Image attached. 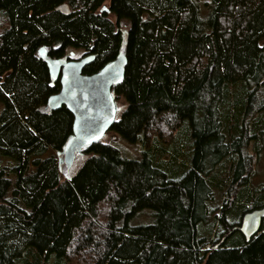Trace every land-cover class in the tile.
Returning a JSON list of instances; mask_svg holds the SVG:
<instances>
[{
  "label": "trees",
  "instance_id": "1",
  "mask_svg": "<svg viewBox=\"0 0 264 264\" xmlns=\"http://www.w3.org/2000/svg\"><path fill=\"white\" fill-rule=\"evenodd\" d=\"M263 40L264 0H0V264H264V220L248 243L234 230L264 206ZM42 47L95 55L85 75L126 53L109 134L134 159L104 139L59 168L73 118L45 108ZM180 134L188 164L157 160Z\"/></svg>",
  "mask_w": 264,
  "mask_h": 264
},
{
  "label": "water",
  "instance_id": "2",
  "mask_svg": "<svg viewBox=\"0 0 264 264\" xmlns=\"http://www.w3.org/2000/svg\"><path fill=\"white\" fill-rule=\"evenodd\" d=\"M56 10L65 16L70 13L66 4L59 5ZM100 12L109 10L104 6ZM38 57L45 62L49 78L60 85L59 91L47 98L45 108L53 112L64 107L73 118L71 137L62 150L56 152L59 168L64 166L68 170L76 156H82L87 148L104 140L117 120L115 88L124 79L126 53L119 52L113 61L92 75L83 72L94 62L95 55H83L79 59L52 58L49 50L42 47ZM263 220L264 206L244 214L234 230L248 243L261 233ZM222 243L214 244L212 249H218Z\"/></svg>",
  "mask_w": 264,
  "mask_h": 264
},
{
  "label": "rangeland",
  "instance_id": "3",
  "mask_svg": "<svg viewBox=\"0 0 264 264\" xmlns=\"http://www.w3.org/2000/svg\"><path fill=\"white\" fill-rule=\"evenodd\" d=\"M105 6H108L107 4H105ZM262 45L264 46V40L262 42ZM82 57V54H77L76 56H74L73 58L75 59H79ZM118 106L121 108L122 106H124L123 100L121 99L120 101H118ZM0 110H1V106H0ZM181 137L179 136L177 139V142H175V144L171 145L170 148L168 149V151H166L163 147H160V145H156L155 149L152 150V153L154 155H156L157 160L162 161L164 164H168L169 162L173 160H175L176 157V162L182 166L183 163H185V165L188 164V161L185 160L188 158L189 152H190V148L189 145L186 146L185 142V137H182V134H180ZM106 141H115L116 138L114 137L113 134H109V132L107 133V135L104 138ZM113 147H115L120 154L127 159H134V157H136L137 153L134 151H137L136 149L132 148V145L122 141L120 138H118V140H116L115 142L112 143ZM177 147L179 149H177ZM168 148V147H167ZM181 148V149H180ZM253 148V147H252ZM260 154L257 157L256 160V164H255V170H254V175L251 179L250 185L252 187H257L260 188L261 186L264 185V142L261 146L260 149ZM134 153V154H133ZM159 153V154H158ZM134 156V157H133ZM140 157V156H139ZM84 158V154L82 156H76L75 161L73 162L72 166L70 169H65V167L63 166V170L66 173V175L70 176L73 175L82 165V161ZM176 163V164H177ZM184 166V165H183ZM186 167V166H185ZM223 205V198L221 196V193H216L214 195V200L211 203L210 209L212 211V214L215 216L219 215V212L222 208ZM220 232V230H217V224H215L213 226V233L210 236V239L212 241V245L217 244L218 242L216 241V237L215 235H217ZM206 249H211L210 246H208Z\"/></svg>",
  "mask_w": 264,
  "mask_h": 264
},
{
  "label": "bare ground",
  "instance_id": "4",
  "mask_svg": "<svg viewBox=\"0 0 264 264\" xmlns=\"http://www.w3.org/2000/svg\"><path fill=\"white\" fill-rule=\"evenodd\" d=\"M73 120V119H72ZM73 122V121H72Z\"/></svg>",
  "mask_w": 264,
  "mask_h": 264
}]
</instances>
